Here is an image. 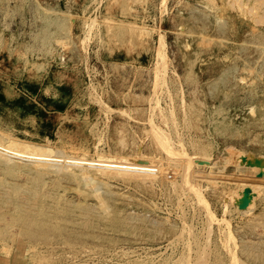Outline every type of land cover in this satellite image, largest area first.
<instances>
[{
  "label": "rangeland",
  "instance_id": "rangeland-1",
  "mask_svg": "<svg viewBox=\"0 0 264 264\" xmlns=\"http://www.w3.org/2000/svg\"><path fill=\"white\" fill-rule=\"evenodd\" d=\"M0 83V264H264V0H0Z\"/></svg>",
  "mask_w": 264,
  "mask_h": 264
},
{
  "label": "bare ground",
  "instance_id": "bare-ground-1",
  "mask_svg": "<svg viewBox=\"0 0 264 264\" xmlns=\"http://www.w3.org/2000/svg\"><path fill=\"white\" fill-rule=\"evenodd\" d=\"M2 90V91H1ZM0 94L3 93V91H5L3 94L5 96V99L4 101H0V105H2L3 109L7 110V111H10L11 109L15 111H17V113L21 112L20 108L19 107H14L11 108V106H9L7 104V98L9 97H13V95L15 96V92L11 89V88H8V86H6L5 84H2L0 83ZM9 96V97H8ZM7 97V98H6ZM2 100V99H1ZM23 104V103H22ZM11 109H9V108ZM19 111V112H18ZM8 113V112H7ZM16 114V113H15ZM28 114V113H27ZM29 117V116H28ZM12 198V197H11ZM9 198H4L3 195L0 194V221H3L7 227V229H11L12 226L17 223L18 221H20V219H18V215L16 212H12V211H9L7 205L9 204ZM7 200V201H6ZM19 207L18 204L15 203V209H17ZM110 212V211H109ZM9 224H13L11 227ZM9 225V226H7ZM6 227L5 229L3 230H6ZM13 230V229H12ZM2 231V230H1ZM11 231V230H10ZM20 233H27L26 231H23L21 229H19ZM3 232V231H2Z\"/></svg>",
  "mask_w": 264,
  "mask_h": 264
}]
</instances>
